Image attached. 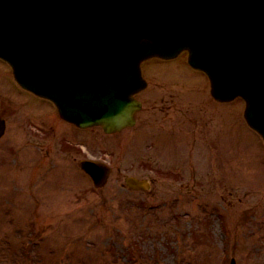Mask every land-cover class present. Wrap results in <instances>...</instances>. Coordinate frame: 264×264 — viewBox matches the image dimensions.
<instances>
[{
    "label": "rangeland",
    "instance_id": "rangeland-1",
    "mask_svg": "<svg viewBox=\"0 0 264 264\" xmlns=\"http://www.w3.org/2000/svg\"><path fill=\"white\" fill-rule=\"evenodd\" d=\"M146 70L158 75L150 78L146 107L180 108L196 132L213 133L215 139L208 146L206 141L201 152L194 149L192 161L176 162L143 154L148 146L137 139L152 128L141 120L135 129L115 136L80 132L87 144H94L98 158L114 168L104 188L95 189L71 165L80 150L61 138L66 126L41 108L32 111V106L48 105L20 89L0 63V105L8 108V132L0 141V258L14 253L12 242L2 239H16L18 229L29 232L36 220L45 235L37 251L59 247L60 254L51 256L60 263L49 264H120L132 249L147 261L131 259L129 264H230L233 256L237 264H264V144L247 125L244 100L226 105L210 100L209 81L184 58L152 62ZM176 115V110L167 114ZM32 116L54 126L57 134L35 132ZM162 142L164 155L182 157L185 141ZM36 172L45 179L38 185ZM126 175L156 177L152 192L128 190Z\"/></svg>",
    "mask_w": 264,
    "mask_h": 264
},
{
    "label": "water",
    "instance_id": "water-1",
    "mask_svg": "<svg viewBox=\"0 0 264 264\" xmlns=\"http://www.w3.org/2000/svg\"><path fill=\"white\" fill-rule=\"evenodd\" d=\"M183 48L264 135V0H0V51L82 125L131 123L141 60Z\"/></svg>",
    "mask_w": 264,
    "mask_h": 264
}]
</instances>
